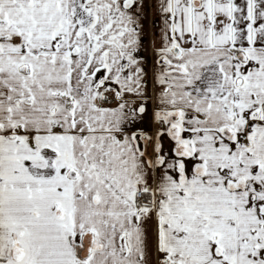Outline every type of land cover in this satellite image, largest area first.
Returning a JSON list of instances; mask_svg holds the SVG:
<instances>
[{
    "label": "snow or ice",
    "instance_id": "1",
    "mask_svg": "<svg viewBox=\"0 0 264 264\" xmlns=\"http://www.w3.org/2000/svg\"><path fill=\"white\" fill-rule=\"evenodd\" d=\"M0 264H264V0H0Z\"/></svg>",
    "mask_w": 264,
    "mask_h": 264
}]
</instances>
